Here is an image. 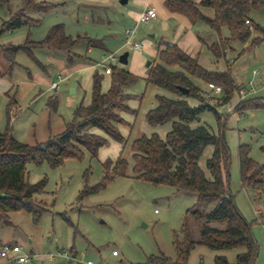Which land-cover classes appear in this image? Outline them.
<instances>
[{"label": "rangeland", "instance_id": "rangeland-1", "mask_svg": "<svg viewBox=\"0 0 264 264\" xmlns=\"http://www.w3.org/2000/svg\"><path fill=\"white\" fill-rule=\"evenodd\" d=\"M18 1L20 0H9L10 6L0 3V28L3 20H9L11 13L17 12L13 10ZM35 2L49 3L54 7L40 19L33 18L31 15L34 13H30L29 17L40 21L39 27H22L14 34H6V32L0 37V44H23L27 38L32 39L33 35L37 36L42 32L39 29L49 27L47 35L53 25L63 24L65 30L73 35L70 37L77 39L79 34L82 37L94 35L106 46L105 50L92 48V53H88V43L81 41L76 47L79 46L82 55L86 54L89 60L81 64L93 66L96 62H103L102 60L105 59L103 55L112 53L117 60L107 61L106 64L110 63L109 65L114 69L141 71L139 67L133 66V58L136 53H143L144 49H136L133 43L138 41L145 46V42L151 40L149 34L153 31H150L149 27L152 22L144 24L138 19L137 23L134 21L128 24L118 23L114 14L108 9L93 13L85 9L84 0H35ZM97 18H102L103 22L97 21ZM250 18L253 21L250 26L251 37L246 43L226 44V58L216 59L207 51H203L200 55L199 61L207 70L230 73L236 88L228 104L224 105L222 102L224 96L222 88L221 94L218 95L207 83L192 79L196 83H201L198 87L206 103L216 109L221 123H225V128L221 130L213 112L207 111L201 115L202 124L208 125L216 135H224L231 154L230 191L240 213L251 225L258 245V255L254 264H264V186L258 191L244 188L240 179L239 163L240 148L247 146L250 149L249 157L264 165V109L251 108L241 113L236 112L243 101L264 98V5L253 9ZM85 19H89L90 24H87ZM93 19L96 20L97 25L93 24ZM53 21L55 23H52ZM254 24L258 29H253ZM112 27H116L117 30H112ZM131 30H135L136 41L127 43L125 35ZM210 35L207 40L211 44L218 41L216 34L210 32ZM229 35V30L223 29L222 36ZM152 41L158 48L159 38ZM28 46L35 48L33 45ZM126 52L130 53V63L122 65L119 57ZM42 54L44 52L32 57L26 52H18L14 61L25 66L29 72L26 68L14 67L10 72L18 85L10 87L8 93L0 88V130L4 132L10 123L13 128L12 134L19 141H25L35 123L42 120L45 102H48L51 95L48 94L49 87L39 85L29 94L39 95L43 91L42 100L29 106L33 96L20 98L22 83L31 80L30 73L34 76L36 72H40L52 81H59L57 114L58 120L65 122H71L76 110L91 99L92 83L87 87L82 84L74 94L68 88L70 84L77 87L81 79L86 80V75L93 72L104 76L102 89L109 84V77L101 66L91 70L83 69L64 82V79L59 78L58 75L64 77V72H72L80 63L77 62L72 66L67 64L65 70L60 67L61 65L53 63L45 71L37 57L43 56ZM148 62L150 60L143 64V68H146ZM9 77L7 76L6 81H9ZM128 88L131 89L130 93L128 90L127 93L135 97L128 106L136 111L135 114L120 112L121 117L130 124L120 129L123 137L129 141L123 154L124 158L130 160L128 176L116 177L103 189L97 188L105 178L104 163L109 159L117 160L123 151L122 144L106 136L104 137L108 140V145L98 151L97 157H92L86 149H82L83 155L80 158L67 159L59 168H52L48 163L29 164L27 181L30 184H36L43 179L47 181L45 193L37 196L38 200L45 204L46 211L41 215L38 223L23 211L10 213L11 224L0 222V246L21 245L26 253L37 256L35 264H66V259L61 256L63 252H75L82 261L92 260L95 263L109 261L111 264H143L149 256L159 254L172 259L177 258L175 234L181 235L187 211L197 203L198 198L195 194L176 193L169 186H155L134 178L131 149L133 141L153 134L165 139L170 127L152 129L147 123V113L156 100L157 93L154 87L139 78L134 86ZM13 98L16 106L13 104L12 107H15L10 108V100ZM190 104L198 105L194 99L190 100ZM212 152L213 147H208L200 160V166L205 171H207L206 161ZM86 190L90 193L80 198ZM209 210L210 206L207 208V211ZM113 250L120 252L119 258L112 256ZM240 252L241 250L215 252L200 245L191 253L189 264H215L218 255H224L229 263L236 264ZM0 264L7 263L0 260Z\"/></svg>", "mask_w": 264, "mask_h": 264}, {"label": "trees", "instance_id": "trees-1", "mask_svg": "<svg viewBox=\"0 0 264 264\" xmlns=\"http://www.w3.org/2000/svg\"><path fill=\"white\" fill-rule=\"evenodd\" d=\"M0 3L10 6L9 0H0ZM261 5H264V0H202L200 4L192 0L166 2L172 12L185 15L192 23L203 22L211 33L218 36L217 42L206 45L216 59L226 58V44L246 43L249 40L253 23L250 13ZM53 7L49 3L25 0L22 8L11 13L10 19L2 23L0 37L31 24L38 25L40 21L28 15L46 14ZM225 28L229 30L228 37L222 36ZM253 29H258V26L254 24ZM81 41H86L88 46L101 43L89 38L74 39L66 35L63 24H56L41 42L30 40L24 45H4L1 48L13 68L18 52L31 55L32 48L28 45L67 52L70 61L74 48ZM192 78L222 88L224 105L231 100L236 88L230 73L207 70L199 59L192 58L177 45L160 43L158 57L149 70L146 82L175 97L157 95L158 105L147 113L146 119L154 128L170 124L171 131L165 139L153 134L133 141V176L155 186H169L176 193L195 194L198 200L187 211L181 235L175 234L177 258L172 259L164 254L151 255L143 264H189L191 253L200 245L215 252L241 250L236 264H254L258 245L251 225L240 213L229 187V147L223 134L216 135L208 125L202 124L201 115L207 111L213 112L221 130L225 128V123H221L216 109L206 103L202 91ZM103 81L104 76L96 72L91 103L88 106L82 104L71 122L56 123L59 99L53 96L46 104L42 120L35 123L25 141L14 138L10 123L4 132L0 130V222L9 225V214L23 211L38 223L46 211L45 204L37 196L45 193L47 181L43 179L30 184L27 181L29 164L48 163L52 168H59L67 159L80 158L82 149H86L92 157H97L98 151L108 145L104 136L127 144L119 126L128 123L120 112L136 113L127 104L130 95L126 94V89L134 86L139 77L125 69L112 67L111 85L106 93L102 89ZM180 88L188 89V94ZM191 99L196 100L198 105L192 106ZM13 104L15 100L11 99L9 107ZM251 108L264 109V98L243 101L236 112ZM92 129L99 130L103 135L92 133ZM208 147H213V152L206 161L205 171L200 166V160ZM249 152L247 146L240 148V179L244 188L258 191L264 186V165L252 160ZM104 167L105 178L97 187L101 189L116 177H127L129 161L121 154L116 161L107 160ZM88 193L84 191L80 198ZM209 206L210 210L207 211ZM215 264L231 263L226 256L218 255Z\"/></svg>", "mask_w": 264, "mask_h": 264}, {"label": "crops", "instance_id": "crops-1", "mask_svg": "<svg viewBox=\"0 0 264 264\" xmlns=\"http://www.w3.org/2000/svg\"><path fill=\"white\" fill-rule=\"evenodd\" d=\"M24 1L25 0L18 1V3L15 6V9L13 11L15 12V11H18L20 8H22V6L24 5ZM167 1L168 0H84L83 7L87 10H91L92 13L95 11L96 12L97 11L103 12V11L108 9L114 14L115 20H117L118 23H122V24H128L129 22H132V21L137 23L140 14L148 8H154L156 10L157 18L151 21L152 24L149 27L150 31H153L149 34V37L151 40L146 41L145 46H143L140 42L136 41L135 30L134 31L131 30L132 31V41H136L134 43L141 45V48H139L138 50L144 49V51H143V53H140V52L136 53V55L133 58V64H134L133 66L139 67L141 69V71L135 72L134 70H131L128 72L139 77V78L144 79L145 81H147L148 76H149L150 65L158 57L157 45H154V42L152 41L153 39H156L157 37L160 40L159 44L160 43L175 44L181 50H183L186 54L191 56L192 58L200 59V55L202 54L203 51H207L208 53H210L207 46H206V45L209 46L211 44V42H209V40H207L208 36L210 35V31H211L210 28L206 24H204L203 22L192 23L191 20L188 17H186L185 15L180 14V13H176V12H172L166 6ZM192 1L196 4H200L202 2V0H192ZM2 8H3V6H2ZM54 9L56 10L57 8H54ZM204 12H206V11H204ZM44 15L45 14L34 13L31 16L35 19H40L41 17H44ZM101 20L103 22L102 18H97V21H101ZM4 21H6V20H3L1 22V25ZM85 22L87 24H90L89 22H91V21L89 19H85ZM92 22L94 25H97L96 20L93 19ZM52 23H55V21H53ZM36 26L39 27V25H37V24H35V25L31 24V25L25 26V27H30V28L32 27L33 28ZM48 28L45 27V28L39 29L42 32H39L37 34V36L33 35L32 39L27 38L23 44H19V45H24L26 42H28L30 40L33 42L43 41L46 37L45 35H46ZM208 29H209V32H208ZM112 30L116 31L117 28L112 27ZM17 31L18 30L13 31V32H7L6 34H8V33L14 34ZM65 32H66L67 36H73L68 31L65 30ZM125 36L127 39V33ZM77 38L78 39L79 38H89V39H92L95 41H98V40L101 41L100 38H97V36H94V35H90V36L85 35V37H82V35L79 34ZM102 42L103 41H101L100 44H95V45L89 46L87 49L88 53H92V48H99V49L101 48V49L105 50L106 46ZM203 43H205V45ZM4 45H6V44L5 43L0 44V74H1V76H0V88L2 89V91L8 93L7 90L9 91L10 87L13 88V87L17 86L18 82L16 81V79L13 78V76H12L13 74L11 75V72H9L10 68H11V63L6 59L4 52L1 48V46H4ZM7 45H9V44H7ZM78 47H76L74 49L73 55H72L70 61L68 59V53L67 52H55L52 50H48L46 48L30 49V51H31L30 56L33 57V55H34V57H36L35 56L36 54L44 52V54H42L43 56H41V57L37 56L38 59L40 60V65L44 70L47 69L48 66H50L53 63H55L58 66L61 65L60 67H63L64 70H65V68H67L66 67L67 64L72 66V65L76 64L77 62L80 63L79 67L74 68V70L72 72L71 71L68 72L66 70L67 72H64V77H61L60 74L58 75V77L61 79H64V82H65V81H68L71 78H73V76H75L77 73H79V71H81L83 69L91 70L93 68H98V67H100V63H102V62H96L93 66L81 64V63H85L86 60H88V58H87L86 54L82 55V50H80ZM110 54H112V53H107V54L103 55V57L104 56L107 57ZM45 55H47V56H45ZM130 57L131 56L129 53L128 64L130 63ZM41 59H42V61H41ZM148 60H150V62H148L146 68H143V64H145ZM149 63H150V65H149ZM14 67H19V68H23V69L26 68L22 64L16 63V62H15ZM14 67L11 68V71L14 69ZM26 71L29 72V69L26 68ZM30 75H31L30 76L31 80L25 81L22 83L23 87H22V91L20 93L21 99H24L28 95H31V97L32 96L34 97L33 100H31L29 102V106H33L39 100H42V96H44L43 91H41V94H39V95L29 94L30 92L34 91V89L36 90V87L39 85L49 87L48 94H51L49 96V98L53 97V96L59 97V93H58L59 89L56 93H54L50 89L51 84L53 82H56L55 80L52 81V80H50L49 77H44L40 72H36V74H34V76L31 73H30ZM94 75H95L94 72L92 74L88 73V75H86V80L81 79L80 82H78L77 87L70 84L68 86V88L72 91V94H74V93H77L78 88L82 84H84L87 87L90 85V83H92V87H93ZM7 76L8 77L10 76L8 79L9 81H6ZM107 76L109 77L108 78L109 84L103 89L104 93H106L109 90L110 85H111V75H107ZM192 81H193V79H192ZM193 82L195 84H197V86L201 84V83H196L195 81H193ZM59 88H60V84H59ZM209 88H210V86H209ZM130 89L131 88L126 89V94H128L127 90L129 91ZM155 91L157 93L156 96L157 95H164V96L173 98L172 96H170V94L163 92L157 88H155ZM129 93H130V91H129ZM128 95H130V97L127 99V104H129V102L135 98L131 94H128ZM8 97L10 98L9 95H8ZM91 97H92V91H91ZM9 98H8V100H9ZM13 99L15 100V98H13ZM45 103L47 104V102H45ZM90 103H91V99L89 100L88 103H84V105L88 106ZM157 105H158L157 100H155V103L153 104V107L150 110L156 108ZM14 107H12V108H14ZM45 109H46V107H45ZM45 109H44V111H45ZM44 111H43V113H44ZM59 122H65V121L64 120L60 121L57 118L56 123L58 124ZM65 123H68V122H65ZM128 126H130V124H128ZM168 126L170 127L168 132H170L171 131V125L170 124L166 125L164 127H168ZM122 127H125V126L120 125L119 130ZM151 128L156 129L154 127H151ZM12 132H13V128H12ZM91 132L95 133V134H99V135L101 134L102 135V133L97 129H92ZM121 133H122V131H121ZM127 143H129V141ZM126 145L127 144H122L123 151L121 154H124V149H125ZM120 155H119V157H120Z\"/></svg>", "mask_w": 264, "mask_h": 264}, {"label": "built area", "instance_id": "built-area-1", "mask_svg": "<svg viewBox=\"0 0 264 264\" xmlns=\"http://www.w3.org/2000/svg\"><path fill=\"white\" fill-rule=\"evenodd\" d=\"M157 18V12L154 8H148L143 11L139 16V22L144 24H149L152 20ZM127 43H132V32H127ZM136 49L141 48L140 44L133 43ZM116 57L114 54H110L100 63V66L104 69V73L106 75L112 74V66L107 63V61H116ZM210 88L216 93L221 94L222 89L220 87H215L214 85H210ZM51 91L56 93L59 89V81L53 82L50 86ZM61 256L66 259V264H111L109 261H105L102 263H95L92 260L82 261L78 258L75 252H63ZM112 256L115 258L120 257V252L118 250L112 251ZM36 255L32 253H26L24 248L19 244H3L0 246V260L6 261L8 264H35Z\"/></svg>", "mask_w": 264, "mask_h": 264}, {"label": "water", "instance_id": "water-1", "mask_svg": "<svg viewBox=\"0 0 264 264\" xmlns=\"http://www.w3.org/2000/svg\"><path fill=\"white\" fill-rule=\"evenodd\" d=\"M124 2V1H123ZM128 57H129V53L126 52L124 53L123 55H121L119 57V62L123 65H127L128 64ZM150 65V63H149ZM185 94H188L189 90L188 89H185V88H180Z\"/></svg>", "mask_w": 264, "mask_h": 264}]
</instances>
